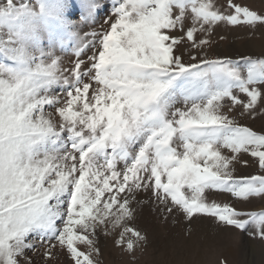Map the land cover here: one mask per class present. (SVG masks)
Returning <instances> with one entry per match:
<instances>
[{
  "label": "snow or ice",
  "instance_id": "snow-or-ice-1",
  "mask_svg": "<svg viewBox=\"0 0 264 264\" xmlns=\"http://www.w3.org/2000/svg\"><path fill=\"white\" fill-rule=\"evenodd\" d=\"M100 7L0 0V264H33L30 251L42 264L61 254L100 264L101 231L132 255L146 236L131 222L149 204L264 242V206L208 199L264 203V126L241 123L264 116V50L207 52L217 26L255 36L264 11L237 0H111L107 27L81 34ZM69 52L65 65L58 53ZM238 165L256 172L237 175Z\"/></svg>",
  "mask_w": 264,
  "mask_h": 264
},
{
  "label": "rangeland",
  "instance_id": "rangeland-1",
  "mask_svg": "<svg viewBox=\"0 0 264 264\" xmlns=\"http://www.w3.org/2000/svg\"><path fill=\"white\" fill-rule=\"evenodd\" d=\"M223 2L224 0H217L219 4ZM237 2L264 11V0H237ZM98 3L101 7L96 16V24L84 26L81 34L107 27L104 19L109 15L111 0H98ZM76 11L78 12V8ZM210 39L213 42L211 48L207 50L210 57L229 56L235 59L240 55H258L264 50L262 28H257L255 36H252L245 27L221 24L215 28ZM90 54L91 52L88 51L85 55ZM58 55H63L65 65L75 59L70 52L58 53ZM238 113L239 109L236 110V114ZM241 123L259 129L264 126V116L255 120L243 119ZM255 172V166L238 165L236 174L249 175ZM147 198V194L144 193L138 196L140 200ZM208 199L220 203H233L235 207L243 210H258L264 206L259 200L244 204L235 203L228 194L223 193H209ZM131 226L146 236L145 244L137 247L134 253L129 255L114 245V235L106 237L101 231L98 238L100 264H220L221 259L226 260L227 264H264V242L252 239L246 231L220 227L212 218L199 216L189 224L182 215L175 212L165 218L158 208L154 209L149 204L137 207ZM189 229H191L190 235L187 234ZM28 255L33 257V264H42L38 254L30 251ZM58 264H71V260L65 254H61Z\"/></svg>",
  "mask_w": 264,
  "mask_h": 264
}]
</instances>
